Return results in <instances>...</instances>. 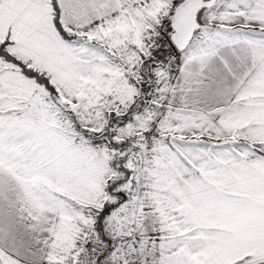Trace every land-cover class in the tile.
I'll return each mask as SVG.
<instances>
[{
	"label": "snow or ice",
	"instance_id": "snow-or-ice-1",
	"mask_svg": "<svg viewBox=\"0 0 264 264\" xmlns=\"http://www.w3.org/2000/svg\"><path fill=\"white\" fill-rule=\"evenodd\" d=\"M0 264H264V0H0Z\"/></svg>",
	"mask_w": 264,
	"mask_h": 264
}]
</instances>
